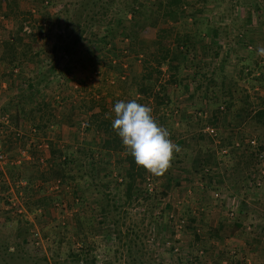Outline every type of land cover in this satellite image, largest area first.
Wrapping results in <instances>:
<instances>
[{
	"label": "rangeland",
	"instance_id": "374dc122",
	"mask_svg": "<svg viewBox=\"0 0 264 264\" xmlns=\"http://www.w3.org/2000/svg\"><path fill=\"white\" fill-rule=\"evenodd\" d=\"M177 2L0 0V264H264V0ZM176 4L179 18L161 14ZM183 26L209 27L196 39L218 46L215 60L208 48L196 59L201 83L184 77L193 67L153 53L174 48ZM245 54L253 118L215 124L205 76L214 67L234 97ZM147 71L155 81L141 82ZM132 99L152 108L180 151L163 176L141 171L128 190L134 158L100 147L93 121L112 123L115 103ZM232 128L246 166L219 146Z\"/></svg>",
	"mask_w": 264,
	"mask_h": 264
},
{
	"label": "trees",
	"instance_id": "16d2710c",
	"mask_svg": "<svg viewBox=\"0 0 264 264\" xmlns=\"http://www.w3.org/2000/svg\"><path fill=\"white\" fill-rule=\"evenodd\" d=\"M107 1V0H106ZM112 2V0H108V3ZM178 2H180V0H178ZM177 2V4H178ZM173 3V5L175 4V2H171ZM170 3V4H171ZM175 5V7L173 8H167L166 11H162L163 13H161L164 17H168L170 16V18L172 19V17L176 19V17L178 16L179 18V14L180 9L178 8V5ZM133 11V9H132ZM154 11L149 12V15H151ZM11 14H13L11 12ZM12 16V15H11ZM201 27V28H200ZM196 26L194 27V29L190 32H187V29H185V27L183 26L182 29L183 31L179 30V32H181V37L180 39H174V48H171L169 46H167L165 43H162L161 46L159 47L158 45L155 47V49L153 50L154 54H157V57L159 60L164 61L166 60L168 63H170L173 59H177V61L180 63V65H182L181 63H184L183 66H187V70L189 72H191V69H189L190 67H193V70L191 73L188 74H184V77L186 76V78H188V76L192 77L194 74L196 76H194L193 82L194 83H201L203 82L202 77L200 78L199 76H201V74L203 75L204 69L202 67L201 62L198 64V61H196V59H203L204 54L206 53V50L208 48V51H210L212 54V59L215 60L216 59V54H217V47L216 46H206V38H204L203 41H197V37L199 36V34L201 32L204 31L205 34H209L211 32H209V27H202V26ZM211 29V28H210ZM174 30V28H173ZM164 32L170 34V28L167 27V29H164ZM173 33V32H172ZM168 36H165V38H167ZM197 42L198 45V50L200 52L199 56H196L194 53V47L195 44ZM168 43V42H167ZM178 44V45H177ZM156 48H158L156 50ZM176 52L178 55H171L172 52ZM175 53V54H176ZM198 57V58H197ZM179 59V60H178ZM182 61V62H181ZM159 62V61H157ZM185 63L187 65H185ZM213 64V62L211 63ZM173 68L177 69L176 66H174ZM184 69V68H183ZM56 72V71H55ZM153 72L155 73H159V69L157 66L153 67ZM179 72V70L177 71ZM175 72V73H177ZM198 73V74H196ZM205 76V75H204ZM210 76V77H209ZM209 76H205V85L202 87V91H203V105L204 106H209L210 104H212L213 106L211 107L210 110V120H212V122H214L215 124H222V126H236L239 123H246V119L248 118H253V116L250 114L249 117H247L246 115L250 112L251 110V105L249 101H240V105H238L236 108L233 107V102L236 98H234L232 96V92H231V86L232 84H229L228 80L224 78V76L218 71L216 70L214 67L213 69L210 70ZM173 79V78H172ZM174 81L176 79H173ZM201 80V82H200ZM151 81H155V77H151V72L147 71L146 74H144V76H142V80L141 82H146L149 83ZM196 81V82H195ZM193 84V83H192ZM183 85L184 88H187L189 85H187L186 83L181 84ZM198 85V84H197ZM217 87L218 89V93H215L213 91V87ZM235 84L233 85L232 88H234ZM29 90V88H28ZM28 90H25L23 92V94H21V97H26L28 94ZM22 100H25V98ZM231 99L233 101H231ZM21 98L19 100V102L22 101ZM202 104V103H201ZM73 105L70 104V112H71V107ZM232 106V108H231ZM18 108L20 110H22V103H20L18 105ZM33 110H38L39 109L33 108ZM197 110H201V108L199 106H197ZM30 111V109H29ZM264 112L262 111H257L256 115L262 116ZM93 120L96 119V117H98V114L94 113L92 115ZM222 118V120H221ZM199 120V118H198ZM221 120V121H220ZM93 123H95L96 125V131H99V135L101 136V142L99 143V146L102 147L103 149L106 150H110V149H116L117 147H123L125 148V146L122 144V140L121 138L118 136L117 132L115 130L112 129V123L109 119H103V120H99L97 121V123L95 122V120L93 121ZM258 124L262 125V121L261 123H259L257 121ZM90 124V123H88ZM230 131L227 132L226 136L223 137L224 140L219 142V146L226 150L229 154L230 157H234L233 158V164L235 167H238V165H240L239 161L237 160V158L243 157V165L242 166H246L251 162V157H246V155L241 154L242 153V149L240 152L237 151V147L233 145V143L230 144V133H232L234 130L229 129ZM236 132V131H234ZM249 144V143H247ZM237 145V144H236ZM55 144H51V149L48 148L47 152H48V158L47 160H49V158L52 157V155H56L53 153V148H55ZM208 149V148H207ZM204 155H200L201 159H200V163L201 164H208L211 162V155L210 152H204ZM126 157L128 158V160H130V158L132 159L133 157L127 153ZM66 158V157H64ZM132 166L129 167L130 169H128V177L130 176L129 182H127V189L130 190L132 189V185L135 183V181H140L143 180V175H141V171L142 172H147L144 168L142 167H136V169H133V164H131ZM141 169L140 171L137 170ZM240 168V166H239ZM131 172H135L134 174H137L135 176V178L131 175ZM38 174V171H37ZM128 180V179H127ZM76 264H88L87 261L85 260H78L76 261Z\"/></svg>",
	"mask_w": 264,
	"mask_h": 264
},
{
	"label": "clouds",
	"instance_id": "9594fccd",
	"mask_svg": "<svg viewBox=\"0 0 264 264\" xmlns=\"http://www.w3.org/2000/svg\"><path fill=\"white\" fill-rule=\"evenodd\" d=\"M256 52L264 56V47H258ZM113 112L112 128L135 164L154 176H163L171 167L173 153L180 148L169 138V131L154 119L152 108L132 99L117 101Z\"/></svg>",
	"mask_w": 264,
	"mask_h": 264
},
{
	"label": "crops",
	"instance_id": "0c3cea01",
	"mask_svg": "<svg viewBox=\"0 0 264 264\" xmlns=\"http://www.w3.org/2000/svg\"><path fill=\"white\" fill-rule=\"evenodd\" d=\"M234 55H235V57H236V53H234ZM249 57V56H248ZM248 57H246V54H245V56H244V58H242V59H240L239 57H237L238 59V63H236V65L239 67V68H241V73H242V75H239V74H237V76H234L235 78V81H236V87H234L233 88V95H234V97L235 96H239L236 92H239V91H241V93H243V96H239L240 98H243L244 99V97H245V95H246V92H250V88L249 87H247V85L248 84H246V83H248V77L246 76V74L243 72V70H247V68H250V64H248ZM244 62V64H242V65H240V63H243ZM246 66H248V67H246ZM239 68L237 69V70H239ZM261 88L264 90V81L263 82H261ZM254 87H257L256 85H254ZM236 98V97H235ZM245 98H248V100H246V101H249L250 99H252L251 98V96H246ZM235 102H238L239 103V99H235L234 100Z\"/></svg>",
	"mask_w": 264,
	"mask_h": 264
},
{
	"label": "built area",
	"instance_id": "2783aa9c",
	"mask_svg": "<svg viewBox=\"0 0 264 264\" xmlns=\"http://www.w3.org/2000/svg\"><path fill=\"white\" fill-rule=\"evenodd\" d=\"M0 123H3L1 119H0ZM0 128H1V127H0ZM209 130H210V132H211L212 129H209ZM0 132H1V129H0ZM249 142H252V139H251ZM236 144H237V143H236ZM1 158H4V157H3V155L0 153V159H1Z\"/></svg>",
	"mask_w": 264,
	"mask_h": 264
}]
</instances>
